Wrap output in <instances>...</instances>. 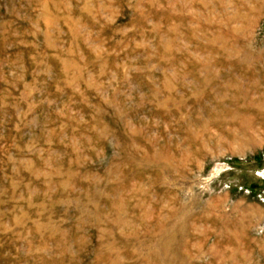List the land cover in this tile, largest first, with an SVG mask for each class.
Returning a JSON list of instances; mask_svg holds the SVG:
<instances>
[{
  "label": "rangeland",
  "instance_id": "1",
  "mask_svg": "<svg viewBox=\"0 0 264 264\" xmlns=\"http://www.w3.org/2000/svg\"><path fill=\"white\" fill-rule=\"evenodd\" d=\"M0 264H264V0H0Z\"/></svg>",
  "mask_w": 264,
  "mask_h": 264
}]
</instances>
